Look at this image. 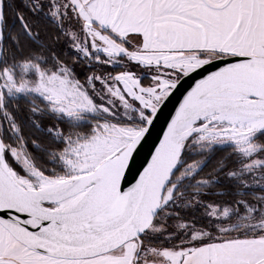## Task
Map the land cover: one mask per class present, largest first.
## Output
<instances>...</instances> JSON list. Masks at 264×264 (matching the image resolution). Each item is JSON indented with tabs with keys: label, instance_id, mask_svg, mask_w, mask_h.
I'll return each mask as SVG.
<instances>
[{
	"label": "snow or ice",
	"instance_id": "1",
	"mask_svg": "<svg viewBox=\"0 0 264 264\" xmlns=\"http://www.w3.org/2000/svg\"><path fill=\"white\" fill-rule=\"evenodd\" d=\"M0 264H264V0H0Z\"/></svg>",
	"mask_w": 264,
	"mask_h": 264
},
{
	"label": "water",
	"instance_id": "2",
	"mask_svg": "<svg viewBox=\"0 0 264 264\" xmlns=\"http://www.w3.org/2000/svg\"><path fill=\"white\" fill-rule=\"evenodd\" d=\"M215 70V69H211ZM206 74V73H205ZM200 79V76H195L194 79H190L183 84V87L179 89L175 93V95L171 98V101L167 104V106L162 110L158 122L154 126L151 137L147 140V142L140 149V153L137 157V167L142 164L149 156L153 145L158 142V138L162 135L163 130L166 128L167 122L170 120L171 116L174 114L176 107H178L179 102L182 100L183 95L187 90L190 89L191 86L194 85L195 80ZM135 169H133V173H135ZM129 180H132V175H129Z\"/></svg>",
	"mask_w": 264,
	"mask_h": 264
},
{
	"label": "trees",
	"instance_id": "3",
	"mask_svg": "<svg viewBox=\"0 0 264 264\" xmlns=\"http://www.w3.org/2000/svg\"><path fill=\"white\" fill-rule=\"evenodd\" d=\"M8 19H9V23H11V19H12L11 15H9ZM21 114L26 119V112L22 111ZM227 154H228L227 151H216L211 157V159L208 161L206 167L204 168V172L201 174L203 175L206 174L208 171H210L216 165V162L222 157L226 156ZM196 159H199V157H196Z\"/></svg>",
	"mask_w": 264,
	"mask_h": 264
}]
</instances>
